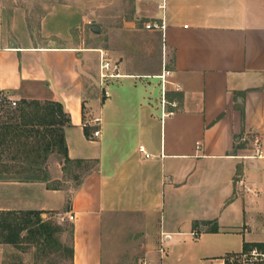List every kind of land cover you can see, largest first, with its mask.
Listing matches in <instances>:
<instances>
[{
  "label": "crops",
  "instance_id": "0c3cea01",
  "mask_svg": "<svg viewBox=\"0 0 264 264\" xmlns=\"http://www.w3.org/2000/svg\"><path fill=\"white\" fill-rule=\"evenodd\" d=\"M98 11L107 43L0 48V90L21 97L32 85L61 102L68 157L95 161L73 190L0 181V209L73 214L70 264H106L104 228L113 235L123 218L135 220L144 264H222L245 243L264 247V211L238 198L239 178L264 196V158L247 157L264 134V0H119L111 15ZM162 17L164 38L143 27ZM100 51L119 74L107 97ZM163 65L177 104L164 116L153 81Z\"/></svg>",
  "mask_w": 264,
  "mask_h": 264
},
{
  "label": "rangeland",
  "instance_id": "374dc122",
  "mask_svg": "<svg viewBox=\"0 0 264 264\" xmlns=\"http://www.w3.org/2000/svg\"><path fill=\"white\" fill-rule=\"evenodd\" d=\"M118 6L119 0H0V48L14 45H47L51 40H55L58 44L71 46L107 43L111 35L95 34L91 31V27L104 26L100 21L101 16L98 11L100 8L111 15L114 7ZM141 41L150 43L152 40L142 38ZM153 81L156 82V93L160 96V80L154 79ZM27 88L23 90L21 97L15 95L14 98L17 99L15 107L0 104V126L19 121L17 108L22 104V99L40 101L52 99L47 92L35 90L32 85ZM2 147L5 148V145ZM13 156H15L14 145L0 152V163L7 165V175L18 176L13 165L22 166L25 163H18V160H14ZM32 156L34 155L32 154ZM18 159H21V156H18ZM21 160L26 162L25 159ZM62 163L64 162L60 152L48 153L42 164L49 174L50 179L47 184L61 185L67 190H73L79 180L74 174L82 176L84 170L79 169L80 171H78L75 166L64 170ZM254 172L255 169L249 167L248 177L255 176ZM260 172L262 173V170ZM56 176H61V178H55ZM4 194H8V192L6 191ZM1 195L0 188V197ZM67 197L68 202L69 194ZM238 198L245 202L248 210L252 213L264 211L262 193L257 192L256 196L249 192L238 193ZM61 215L64 216L54 210L41 214L42 218L60 227L59 230H55L54 241L27 240L17 246L8 244L9 246L2 248L6 254L3 264H70V256L67 251V248L70 247V223L66 220L61 221ZM114 226L113 235L111 228L108 226L104 228L103 258L106 264H144L141 256V244L135 242L136 239H139L136 237L138 229L135 220L123 218L115 222ZM226 244L231 247L237 245L232 238H228Z\"/></svg>",
  "mask_w": 264,
  "mask_h": 264
},
{
  "label": "trees",
  "instance_id": "16d2710c",
  "mask_svg": "<svg viewBox=\"0 0 264 264\" xmlns=\"http://www.w3.org/2000/svg\"><path fill=\"white\" fill-rule=\"evenodd\" d=\"M6 105L9 106L8 104L2 106ZM17 111L18 122L0 126V152L14 145L15 156L13 159L18 160V163L25 164L22 166L13 165L18 176H9L6 173L7 165L0 163V181H42L47 183L50 179L49 174L42 164L48 153L52 151L62 154L64 170L75 166L78 171L83 169V175H85L94 167V160L70 159L68 157L63 129L70 121L61 102L53 99L45 101L22 99V104L17 108ZM3 145L5 148L2 147ZM18 156H21V159H25L26 162L18 159ZM74 175L79 178L78 186L82 182L83 175L79 176L76 173ZM46 185L48 188H56V186ZM41 214L40 210H0V243L17 246L27 240L54 241L55 230H59L60 227L42 218ZM72 230V225L69 224L70 236ZM251 245L260 246V244L245 243L243 247L247 249ZM67 251L72 257V247L67 248Z\"/></svg>",
  "mask_w": 264,
  "mask_h": 264
},
{
  "label": "built area",
  "instance_id": "2783aa9c",
  "mask_svg": "<svg viewBox=\"0 0 264 264\" xmlns=\"http://www.w3.org/2000/svg\"><path fill=\"white\" fill-rule=\"evenodd\" d=\"M159 8H163V4L158 5ZM143 27L148 30H159L162 33V37L164 38L166 23L164 18L161 20H154L145 22ZM171 70L162 66V70L159 74H157V78L160 80V107L162 115H166L171 113L172 111L167 110V105L171 107H176L175 101H169L167 98L168 85L172 84L170 80ZM118 72L116 71V66L110 63V61L105 57V54L100 51V63H99V80L100 86L103 89V96H109V91L106 88V80L108 78H112L118 76ZM0 104L5 105L8 104L11 107H15L17 105V99L14 98L10 92L1 90L0 91ZM96 122H99L100 118L94 119ZM100 129L96 128L93 130L92 135L94 137L99 136ZM139 151L143 152L146 157L149 156L148 153L144 151L143 146H139ZM247 157L251 158H264V134H260L253 142V146L251 148V152L247 155ZM238 182L243 187V190L246 192H253L251 184L239 178ZM44 216L46 214L44 213ZM73 214H69L67 216H60V220H69L73 219ZM222 264H264V247H260L257 245L251 246L247 249H243L237 253H231L222 258Z\"/></svg>",
  "mask_w": 264,
  "mask_h": 264
},
{
  "label": "water",
  "instance_id": "95a60500",
  "mask_svg": "<svg viewBox=\"0 0 264 264\" xmlns=\"http://www.w3.org/2000/svg\"><path fill=\"white\" fill-rule=\"evenodd\" d=\"M91 31H92L93 33H95V34L100 33V30H99L98 27H96V26H92V27H91Z\"/></svg>",
  "mask_w": 264,
  "mask_h": 264
}]
</instances>
